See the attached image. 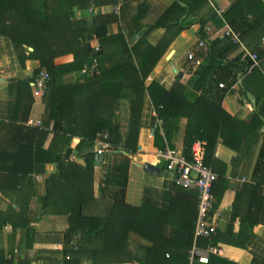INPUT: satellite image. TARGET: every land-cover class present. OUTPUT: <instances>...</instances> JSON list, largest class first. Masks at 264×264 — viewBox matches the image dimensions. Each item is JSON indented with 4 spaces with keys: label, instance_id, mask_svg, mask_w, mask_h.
<instances>
[{
    "label": "crops",
    "instance_id": "crops-1",
    "mask_svg": "<svg viewBox=\"0 0 264 264\" xmlns=\"http://www.w3.org/2000/svg\"><path fill=\"white\" fill-rule=\"evenodd\" d=\"M174 1L120 0L116 4L120 6L117 15L112 11L116 5L95 7L91 4L87 9L74 10L75 18H87L89 21H92V16L113 13L117 20L107 24V36H118V40H107L100 47L93 37L91 46L88 45L93 53L88 64L85 63L78 72L67 69L73 65V55L65 54L54 59L53 63L57 67L54 86L70 85L73 92L77 93L72 97L73 117L65 119L67 121L61 122L58 114L56 122L48 117V113H51L50 107H55V100L50 99L52 91L49 87L41 95L33 86L39 62L26 58L32 49L26 48L21 54L23 60L20 61L10 39L0 36V264H65L63 257L66 254L71 257L69 264H139L127 261L135 254L142 257L143 252L139 250V246H154L158 249L157 254L166 250L163 259L169 258V254L185 251L190 256L194 246L197 194L193 190L176 186L174 175L165 170L164 162L157 157L160 150L154 146V137L157 130L162 135V123L157 124L159 119L149 94L145 91L142 95L136 151H126L122 142L131 122V108L136 91L131 85H121V76L118 73L112 78L105 77L102 86L98 85L101 72L115 69L126 62L137 67L138 54L132 53V47L145 34V41L152 47L157 46L165 29H148ZM189 1L195 7L196 0ZM205 1L203 6H196L189 17L194 22L193 25L179 33L156 63L144 82L146 87L155 83L170 91L177 80L184 85L189 84L194 78L196 67L187 59V53H193L202 62L207 43H212L215 55L222 56L226 61L240 57L237 47L226 51L229 40L217 36L223 26H218L219 21L213 14L217 15L215 10L226 12L235 0ZM238 18L248 21L242 27V32L240 31L245 46L261 56L257 67L261 69V73L257 74L260 80L254 74H239L237 78L243 77L226 94L222 107L232 117L247 122L254 110L250 99L254 100L255 108L257 99L264 100V0L239 1L237 10L233 11L232 21L235 26L240 27ZM254 19L263 23L252 26ZM201 22L210 30L207 32L203 29L205 40H201L198 35ZM200 41L204 45H200ZM89 72L94 76L91 79L92 74L88 75L91 84L85 82L86 74H83ZM92 86L95 89L86 91V88ZM197 96L198 92L188 85L184 98L192 102ZM68 98L71 101V97ZM98 118L118 125L119 134L123 138L113 150L105 151L102 162L94 166V199L85 205L84 214L103 219L109 215L116 203L124 199L128 206L142 207L143 225L150 228L149 232L143 230V238L129 233L120 254L102 253L104 245L107 251L111 247L112 243L108 240L102 242L78 233L71 238L67 232L69 214L52 208H42L47 188L50 190L48 205H65L70 202L71 184L75 186L77 178L80 186L81 176L85 178L84 172L81 173L85 165L81 156L89 151L95 153L94 147L91 150L83 148L81 151H76L75 148L87 124H93L92 119ZM29 121H40L47 125L45 137L43 135L37 138V129L28 125ZM186 123V118L179 120L171 146L166 147L167 149L183 155L188 154L183 145ZM68 132H74L75 135L70 136ZM35 143L39 158L37 162L33 159L32 152ZM259 145L260 143L246 153L237 154L222 145L220 140L213 156L215 162L210 166L217 177L222 175L225 185L213 216L219 234L249 236L250 229L245 227L242 230L240 221L241 218L246 221L248 208L251 204L253 206L249 219L250 224H253L252 235L247 238L246 248L223 243L215 246L221 250V254H214L215 256L234 264H261L264 259V186L261 187L262 199L255 201L246 188L253 186L252 172ZM47 155L60 156L62 164L42 162ZM145 165H150L155 170L148 172L144 169ZM61 172L64 179L60 182L56 179L61 176ZM23 174L24 177L21 176ZM54 181L57 184L52 187L50 184ZM219 187L218 179L213 191L218 192ZM234 204L238 215L233 218ZM70 238L72 245L68 244ZM188 242L191 243L189 249L186 247ZM195 244L197 251L206 252L207 245L204 247L202 241L197 240Z\"/></svg>",
    "mask_w": 264,
    "mask_h": 264
},
{
    "label": "trees",
    "instance_id": "trees-1",
    "mask_svg": "<svg viewBox=\"0 0 264 264\" xmlns=\"http://www.w3.org/2000/svg\"><path fill=\"white\" fill-rule=\"evenodd\" d=\"M239 1L241 0H235L231 7L224 12L223 20L233 29L242 32V27H245L248 22L247 19L238 18L240 27L235 26L232 21L233 11L237 10ZM119 2L120 0H0V36H5L10 39L14 49L18 52L20 61L23 60L21 58L22 52L26 48H31L32 52L26 58H31L39 62V69L36 71V75L39 71L45 70L50 76L47 87L52 91L50 99L52 101L55 100V107H50L51 113H48L50 120L56 122L57 114L61 122L73 117L71 112V104H73L72 97L77 94L73 92L74 90H72L70 85L62 87L54 86L53 80L57 72V67L53 63L54 59L65 54L73 55V65L67 69L71 71L77 70L78 72L82 70L85 63L88 64L90 55L93 53L92 48L90 50L88 49V45L91 46L93 37L97 40L100 47L107 40H118V36H107V24L117 20L113 13L92 16V21H89L87 18H75L74 10L87 9L91 4L95 7L115 6ZM205 3V0H196V5L193 7L189 0H175L155 24L148 29L152 30L157 27H163L165 29V33L157 46H150L145 41V34L132 47V53L135 55L138 54L137 67L126 62L125 65L99 74L101 81L99 79L98 85L102 86V80L105 77L112 78L118 73L121 76L119 78L121 85L133 86L132 88H134L133 90L136 93H134L133 108H131V122L126 137L122 142L121 139L123 137L119 134L118 125L104 118L92 119L93 124H87L75 149L76 151H81L83 148L91 150L94 147L93 141L96 135L107 133L109 136L108 142L110 144V150H113L119 142H122L123 149L135 152L142 95L147 91L154 105L156 115L162 123V135L157 130L154 137V146L160 151L167 149L166 147L170 148L173 133L181 118H186L187 120L183 138L184 147L189 153L194 142L198 140L205 141L204 164L209 168L215 162L213 156L220 140L222 145L237 154L246 153L249 149L256 147L260 143L257 160L252 172L253 186H246L252 194L253 201H255L258 198L262 199L261 187L264 186V134L262 133L264 132V100L257 99V107L253 110L247 122L232 117L222 107V101L233 85H235L237 76L239 74L247 75L246 70L249 63L241 61L239 56L230 61H226L222 56L215 55V52L212 51V43H207V49L203 51L205 55L203 57L204 59L200 62L199 66H195L194 78L190 80L189 84L184 85L177 80L170 91L162 89L155 83H151L147 87L144 85L146 78L159 59L164 55L171 42L180 32L189 29L193 25L194 22L189 17L194 12L196 6H203ZM181 4L184 5L182 6ZM213 14L214 18L219 21L218 26H223L222 19L215 13ZM254 20L251 25L260 26L261 21ZM204 27L205 23L201 22L198 30V35L201 40H205L206 37L203 33ZM234 49L235 46L227 41L226 51L229 52ZM258 58L260 62V54H258ZM257 70V68H254L249 74H259L256 72ZM83 74H86L84 76L85 82L89 80L88 75L92 74L91 79L94 77L93 73L90 72L89 74ZM86 83L90 82L88 81ZM219 84H223L224 88L220 89ZM188 85L198 92L197 98L192 102L184 98V92ZM90 89L93 90L95 88L93 86L88 87L86 91H90ZM68 97H71V101ZM62 113H64V116ZM47 127L43 123H41V126L35 127L37 129L36 137L41 138L43 135L45 137L47 133L45 129ZM74 132L68 133L70 136H73L75 135ZM70 138L67 139V144H69ZM36 146L35 143V146L33 145L32 147V152L33 159L37 162L39 158ZM69 153L70 150L67 151V154ZM95 155V153L89 151L81 156L85 163L81 169V173L82 171L84 172L85 178L81 176L80 186L78 184L74 186L70 183V202L65 205H48L47 199L50 190L47 188L46 195L43 198L44 204L42 208L43 210L52 208L55 211L57 210V212L69 214V229L67 232L71 238L78 233L88 238L99 239L102 242L108 240L112 243L110 245L111 247L107 251L104 245L102 253L112 254L114 252L120 254L124 246L123 243L126 241L129 233H134L140 238H143V230L149 232L150 228L143 225L142 207L128 206L124 202V199L116 203L109 215L103 219L84 214L85 205L94 199L92 186ZM42 162H59L62 164L61 157L58 155L55 157L47 155ZM71 167H76V165H71ZM33 171L36 172V169H33ZM21 176L24 177L25 175L23 174ZM221 176L220 174L217 177V180H220L218 192L215 193L212 189L214 196L213 211L218 207L225 188ZM63 179V173L61 172V176L56 180L61 182ZM56 184L54 181L50 185L55 187ZM252 207L251 204L248 208L246 221L242 218L240 221L242 230L245 227L250 229L249 236L252 235L253 226L249 222L252 215ZM235 208L234 204L232 208L234 212L232 213L233 218L238 215L235 212ZM249 236L243 237L241 234L239 236H225L217 232L209 240L200 238L198 241H202L204 247L206 245L216 246L217 243H223L244 249L246 248L245 243ZM71 238L68 241L69 245H72ZM186 247L189 249L191 243L188 242ZM139 250L143 252L142 257L135 254L127 261H135L139 264H186L189 259L188 251L169 254V258L163 259L166 250H163L160 254H157L158 249L154 246L149 248L139 246ZM63 258L65 264L70 263V255L66 254ZM194 264L202 263L195 261ZM206 264L234 263L210 254ZM261 264H264V259Z\"/></svg>",
    "mask_w": 264,
    "mask_h": 264
},
{
    "label": "built area",
    "instance_id": "built-area-1",
    "mask_svg": "<svg viewBox=\"0 0 264 264\" xmlns=\"http://www.w3.org/2000/svg\"><path fill=\"white\" fill-rule=\"evenodd\" d=\"M119 5L113 7V12L117 15L119 13ZM217 15L222 19L223 27L217 33L220 38L228 39L235 47L239 49L241 61L249 63L246 73L249 74L254 68L259 66L258 55L250 51L244 44L242 34L240 31L233 29L228 23L223 20L224 11L215 10ZM205 31H210L208 27L204 28ZM200 45H204L200 41ZM97 52V48H94ZM187 59L193 63L194 66H199L200 61L197 60L193 53H187ZM238 77L235 84H239ZM50 81V76L45 70L39 71L33 81V86L39 94H43L46 90L47 84ZM220 89L224 88L223 84L218 85ZM157 120V124L160 125ZM28 125L39 127L40 121H29ZM264 133V132H262ZM109 136L107 133L97 134L93 144L94 152L98 156L103 153L110 152V144L108 142ZM206 142L198 140L194 142L187 155L178 153L174 150L158 151L157 157L165 164V170L172 173L175 179V185L183 189L193 190L197 194V216L194 230V246L191 250L188 262L186 264L198 263L206 264L208 255L221 254V250L215 246L208 245L205 249L206 252L202 253L197 251L195 242L201 239H211L217 233V223L214 219L213 204L214 196L212 193L213 185L217 180V175L204 164ZM77 249V247L75 248Z\"/></svg>",
    "mask_w": 264,
    "mask_h": 264
},
{
    "label": "water",
    "instance_id": "water-1",
    "mask_svg": "<svg viewBox=\"0 0 264 264\" xmlns=\"http://www.w3.org/2000/svg\"><path fill=\"white\" fill-rule=\"evenodd\" d=\"M89 48V46H88ZM170 66L173 67V64L170 63ZM175 72V70H173ZM250 99V98H249ZM251 103H252V106H253V109H255V103H254V100L251 98L250 99ZM187 153V150H185L184 154ZM103 160V156H98V155H95L94 156V166H98L99 163H101ZM144 169L148 172H153L155 170L154 167L150 166V165H145L144 166Z\"/></svg>",
    "mask_w": 264,
    "mask_h": 264
},
{
    "label": "rangeland",
    "instance_id": "rangeland-1",
    "mask_svg": "<svg viewBox=\"0 0 264 264\" xmlns=\"http://www.w3.org/2000/svg\"><path fill=\"white\" fill-rule=\"evenodd\" d=\"M256 72L260 74V73H261V69H258ZM254 76L257 77V78L259 77L256 73L254 74ZM254 76H250V78H251V79H254V80H257ZM262 79H263V77H262ZM259 80H260V77H259ZM260 83H261V85H262V82H260ZM76 184H78L77 181L75 182V186H76ZM78 187H79V186H78Z\"/></svg>",
    "mask_w": 264,
    "mask_h": 264
}]
</instances>
